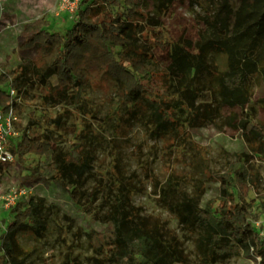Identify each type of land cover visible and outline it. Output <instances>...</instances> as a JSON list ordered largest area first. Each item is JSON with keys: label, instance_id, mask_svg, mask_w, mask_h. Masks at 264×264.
<instances>
[{"label": "rangeland", "instance_id": "1", "mask_svg": "<svg viewBox=\"0 0 264 264\" xmlns=\"http://www.w3.org/2000/svg\"><path fill=\"white\" fill-rule=\"evenodd\" d=\"M231 2L236 5L238 0ZM214 8L213 0H168L164 3L146 0L140 7L142 16L127 23V50L132 55H152L163 74L168 55L154 42V33L163 32L170 41L166 46L168 51L173 44L184 42H189L193 49L199 31L205 27ZM39 18L47 21L48 30L62 33L74 16L61 10L58 0H0V73L29 65V80L19 81L17 87L22 96L16 109L19 133L28 129L29 135L43 134L53 148L62 151L74 145L89 151L91 172L102 188L106 190L109 185L122 181L131 190L130 199L135 210L171 243L185 264L205 263L194 246V229L179 219L177 205L181 194L178 190L194 197L200 209L213 211L220 202L219 176L230 169L251 187L244 205L254 231L259 236L264 235V161L246 140L249 126L244 129L239 125L247 108L220 107L216 91H212L213 82L203 73L200 81L209 86V91L202 93L208 99L199 109L194 124L183 123L184 138L168 131L156 135L144 115L150 95L145 94L138 112L129 113L125 104L118 107L120 84L96 70H91L87 76L78 107L64 96L36 86L42 69L36 54L37 45L27 47L22 43L24 26ZM208 62L212 73L224 69L225 60L221 54L210 53ZM161 79L163 76L159 81ZM52 80L50 77L49 81ZM9 86L8 83L0 84L4 90ZM171 91L167 82H163L157 98ZM250 100L255 103L256 121L264 122L261 85L256 86ZM30 117L35 120L31 124ZM51 118L59 119L61 125L53 123ZM42 160L33 154L15 155L0 174V196L6 197L15 191V204L34 196L44 198L46 205L54 207L47 213L49 226L42 236L28 232L17 235L18 259L23 264H100L94 261L98 256L89 245L88 233L103 231L107 223L83 212L71 199L69 190L57 180L39 177L36 171H40ZM169 180L175 183L176 189L165 191ZM95 182L90 177L86 186L92 187L97 184ZM231 191L235 202H241L236 184ZM4 203L0 200V232L5 231L6 224L13 219L10 211L13 205L5 207ZM258 261L255 249L251 248L225 262L213 264H257Z\"/></svg>", "mask_w": 264, "mask_h": 264}, {"label": "trees", "instance_id": "2", "mask_svg": "<svg viewBox=\"0 0 264 264\" xmlns=\"http://www.w3.org/2000/svg\"><path fill=\"white\" fill-rule=\"evenodd\" d=\"M145 1L81 0L72 23L62 33L48 30L44 18L27 23L22 46L37 45L36 54L42 63L36 86L64 96L80 107L83 85L89 72L96 70L120 84L118 107L125 104L129 113H136L148 93V111L144 115L153 133L168 131L184 138L183 123L194 124L199 109L208 99L202 92L209 91V86L200 81V75L207 73L205 78L213 82L212 91H216L220 107L247 108L239 125L244 129L249 126L246 140L264 161V122L256 121L257 110L250 100L256 86L261 85L264 91V0H238L236 5L231 0H213V13L199 31L193 49L189 42H184L173 44L168 51L166 46L170 41L161 30L156 31L154 42L167 52L169 60L163 74L152 55L137 56L127 50V23L142 16L140 7ZM210 53L221 54L225 60L224 69L216 74L209 69ZM161 75L163 79L159 81ZM29 78V65H19L8 73H0V84L8 83L20 94L19 81ZM163 82H167L172 91L157 98ZM200 98L202 100L198 101ZM8 103L6 90L0 88V104L7 109ZM206 110L205 107V113ZM33 121L30 117L29 124ZM51 121L61 125L59 119L51 118ZM13 150L19 157L33 154L43 158L39 163L40 171H36L38 176L57 180L69 190L71 199L83 212L107 223L103 231L88 233L89 245L98 256L94 261L100 264H185L171 243L135 210L131 190L122 181L109 185L106 190L102 188L91 172L89 151L76 145L62 151L53 148L45 135L25 132ZM2 172L0 164V174ZM90 177L97 184L87 187ZM219 179L220 202L213 211L200 209L194 197L178 190L180 221L194 229V246L203 263L225 262L253 247L260 257L257 264H264V235L256 234L244 205L251 187L231 169ZM255 180L251 177L252 182ZM174 184L169 180L164 190H175ZM234 184L239 188L241 202H235L231 191ZM262 202L264 204V200ZM46 204L44 198L30 196L11 207L13 219L6 224L5 231L0 232V264H23L16 252L17 235L28 232L40 237L48 230L47 213L54 207Z\"/></svg>", "mask_w": 264, "mask_h": 264}, {"label": "built area", "instance_id": "3", "mask_svg": "<svg viewBox=\"0 0 264 264\" xmlns=\"http://www.w3.org/2000/svg\"><path fill=\"white\" fill-rule=\"evenodd\" d=\"M58 3L61 10L70 13V17L75 15L77 11L78 0H58ZM6 92L9 96L7 109H4L0 104V164L2 166L14 160L16 154L14 153L13 149L17 140L24 132L28 134V129L23 130L20 133L16 129V124L18 122L16 109L18 104L21 103V94H18L16 89L11 86H9ZM16 197L17 193L13 191L12 193L10 192L8 195H6V197L0 196V200L5 202V207H9L15 204ZM258 258L260 259L259 256Z\"/></svg>", "mask_w": 264, "mask_h": 264}]
</instances>
